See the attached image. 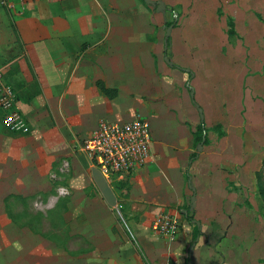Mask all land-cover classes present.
<instances>
[{"label": "rangeland", "instance_id": "1", "mask_svg": "<svg viewBox=\"0 0 264 264\" xmlns=\"http://www.w3.org/2000/svg\"><path fill=\"white\" fill-rule=\"evenodd\" d=\"M153 1H162L168 10L157 14L142 0H111L109 8L96 7L95 17L109 23L100 26L102 35L96 34L93 67L103 74L110 66L107 84L120 87L117 103L151 119L156 149L146 173L158 158L163 166L168 154L175 157L174 141L181 143L182 137L176 140L181 132L194 127L185 121L189 103L197 114L202 109L204 124L214 128L204 146L209 176L201 169L194 173L203 181L197 190L188 184L183 190V180H172L175 191L168 195L162 180L155 186L141 180L135 188L130 177L110 180L117 199L111 208L79 149L89 133L71 128L59 102L27 87V103L18 109L28 133L10 131L0 113V264H126L131 259L188 264L196 227L183 216L187 208L201 225L202 264H264V0ZM175 17L167 43V25ZM171 64L189 69L192 77ZM225 131L231 135L227 146L231 139L238 150V162L228 165L208 159L219 154L214 146ZM193 150L197 153L195 145ZM204 180L213 187L210 202ZM163 209L179 215L176 242L157 238L151 230ZM183 224L188 238L182 237Z\"/></svg>", "mask_w": 264, "mask_h": 264}, {"label": "crops", "instance_id": "2", "mask_svg": "<svg viewBox=\"0 0 264 264\" xmlns=\"http://www.w3.org/2000/svg\"><path fill=\"white\" fill-rule=\"evenodd\" d=\"M8 2L11 5L10 8L0 9V70L3 71L1 74L9 82L7 84L3 78L2 81L5 84H10L11 88L13 84L17 86V92L15 90L17 108L18 105L22 107L24 103H27V101H24L27 87L29 89H40L45 97L60 103L61 110L65 112V118L70 119V123H72L71 128L77 131L80 130L84 135L90 134L101 119L122 123L131 121L134 118H143L150 120L152 142L154 132L151 119L137 116L136 113L130 112L117 103L121 95L120 87L107 84V78L109 79V72L111 73L112 68L104 66L105 70L102 74L103 70L100 71L93 67V64L97 62L96 59L98 60L94 49L96 34L102 35L100 26L109 23L105 17H95V10L96 7H99V9L109 8L111 0H8ZM130 9L133 10L134 8ZM131 10H129L130 14ZM134 20L143 22L142 19L136 18ZM96 26L99 28H96ZM84 45H89V47L84 49ZM165 64L168 63L165 62ZM100 84L106 89L113 90L114 93L107 96L100 90L98 86ZM17 98L19 99L18 102ZM187 110L189 120L185 121H189L195 129L192 127L190 130L182 131L183 135L181 134L176 139L179 140L182 137L181 143L180 141H174L177 146H171V150H173L175 157L170 158L168 154L163 166L159 165L158 158L155 160V166L150 167L151 172L149 173L145 171L146 166L122 179L116 180H125L130 177L127 180H129L130 186H134V188L141 180H150L149 184L154 186L157 180H162L161 187L168 191L167 195L175 191V187L171 183L172 180H179L180 183V180H183V183H181L183 185L180 187L184 190V187L186 188L188 184L184 182L186 180L184 175L186 176L189 157L194 151V132L201 120L199 112L197 114L190 103ZM201 112L204 122L202 109ZM0 113L3 116L1 111ZM22 117L24 116L22 115ZM197 120H199L198 124ZM204 126L207 129V139L210 143L211 131L214 128L205 124ZM229 136L231 137L227 134V131H225V134L224 132L218 134L216 146L214 147L218 149L219 154L211 153V157L208 159L220 158L219 161L222 165L238 162L236 144L231 145L233 144L231 139L230 146L228 147L226 144ZM204 146L206 145L202 146L200 153L197 152V159L189 166L192 188L196 190L198 181L201 184L203 181L195 180L194 173L201 169L206 177L210 174V163H203L206 152H209L208 150L205 152ZM155 149L156 145L152 142L150 144L151 155H154ZM226 158L230 160L228 161ZM159 184L160 182H158V186ZM204 184L209 187L210 180H204ZM212 188L210 186V189H208L210 193L205 194V199L207 198L208 201L211 199ZM172 198L173 196H171ZM161 212H167L178 220L180 230L176 238L177 241L181 233L179 215L167 209H163L159 213ZM184 214L185 210L183 216ZM185 225L183 224L182 237L188 238L189 235L186 234ZM181 242H185V239ZM203 242L201 235L197 239V243L190 248L191 257L188 256V259L193 264H202L201 262H203ZM210 261L213 262V258ZM126 264L138 263L136 260L131 259Z\"/></svg>", "mask_w": 264, "mask_h": 264}, {"label": "built area", "instance_id": "3", "mask_svg": "<svg viewBox=\"0 0 264 264\" xmlns=\"http://www.w3.org/2000/svg\"><path fill=\"white\" fill-rule=\"evenodd\" d=\"M8 0H0V9L10 8ZM0 111L3 124L12 132H29L27 121L16 105L13 89L2 81L0 73ZM151 126L147 119L128 122L99 120L96 128L80 144L91 168L100 171L107 182L122 179L146 167L150 160ZM153 234L164 241L174 242L180 230L175 216L159 213L153 220Z\"/></svg>", "mask_w": 264, "mask_h": 264}, {"label": "trees", "instance_id": "4", "mask_svg": "<svg viewBox=\"0 0 264 264\" xmlns=\"http://www.w3.org/2000/svg\"><path fill=\"white\" fill-rule=\"evenodd\" d=\"M166 10H168V8H166ZM177 21V18H173V22L171 23H168V27H172L175 25ZM230 27H232V25L230 24ZM231 30L228 31V34L229 35H233L234 33V30L232 28H230ZM230 36V37H231ZM166 41L167 43L169 42V39H167L166 37ZM169 64V63H168ZM172 68H175V69H179L181 70L182 72H185L187 74H189V78L192 77V72L189 70L187 71V69H184V68H180L176 65H170ZM100 90L106 94L107 96H110L112 93H114L113 90H110V89H106L102 84L98 85ZM187 88H188V91L189 93L192 92V89L190 88L189 84H187ZM13 89V87H12ZM14 93H15V90L13 89ZM15 96H16V93H15ZM191 102L193 105H195V102H194V98L191 99ZM208 139H207V129L205 128L204 126V122L200 120V124H198L197 128H196V131L194 132V144L195 146L197 147L198 145H207L208 144ZM198 157V154L197 153H193L190 157H189V160H188V166H187V169H186V179H187V182H188V187L193 190L192 186H191V181H190V175H189V166L192 164L193 161H195ZM262 168L264 170V162L262 163ZM256 178L258 181H261L260 178H261V173L260 172H256L255 174ZM259 184V187L262 189L261 187V184L260 182H258ZM117 188L119 189V186H117ZM262 192L264 193V189L262 190ZM189 208L185 209V214H184V217L185 219L190 222V223H193L196 227V230L195 232L193 233V236H192V240H191V244H190V248H192L196 243H197V239L202 235L201 233V230H200V225H197V222L193 219V216L190 215V212L188 210Z\"/></svg>", "mask_w": 264, "mask_h": 264}, {"label": "water", "instance_id": "5", "mask_svg": "<svg viewBox=\"0 0 264 264\" xmlns=\"http://www.w3.org/2000/svg\"><path fill=\"white\" fill-rule=\"evenodd\" d=\"M142 1L146 5L153 7L156 13H162V12L166 11V6L161 1H152V0H142ZM171 30H172V27H168L166 29V33H165L166 37L170 36ZM164 60L166 63H169L167 58H165ZM187 71H189V70H187ZM189 94H190L189 95L190 99H193V97H194L193 92H190ZM198 112L200 114L201 121H203L201 110H199ZM201 150H202V145H198L197 146V152L200 153ZM90 175H91V179H92L93 183L95 184L97 190L99 191V193H100L101 197L103 198V200L105 201V203L109 207L115 208L117 206L116 196H115L112 188L110 187L109 183L102 176L100 171L96 168H90ZM190 201H191V203H193L195 201V197L193 196ZM197 225H200V223L197 222ZM188 256H189V258L191 257V250H190ZM188 264H193V263L191 260H189Z\"/></svg>", "mask_w": 264, "mask_h": 264}]
</instances>
